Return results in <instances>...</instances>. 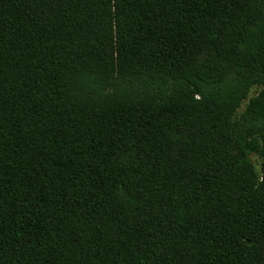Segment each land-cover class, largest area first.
I'll use <instances>...</instances> for the list:
<instances>
[{
	"label": "trees",
	"instance_id": "1",
	"mask_svg": "<svg viewBox=\"0 0 264 264\" xmlns=\"http://www.w3.org/2000/svg\"><path fill=\"white\" fill-rule=\"evenodd\" d=\"M0 264H264V0H0Z\"/></svg>",
	"mask_w": 264,
	"mask_h": 264
},
{
	"label": "rangeland",
	"instance_id": "2",
	"mask_svg": "<svg viewBox=\"0 0 264 264\" xmlns=\"http://www.w3.org/2000/svg\"><path fill=\"white\" fill-rule=\"evenodd\" d=\"M260 91H261L260 88H255L251 93V97L256 96ZM244 109H245V106L239 111V114L243 113ZM251 159L255 163L258 173L261 174L262 173V161L256 156H252Z\"/></svg>",
	"mask_w": 264,
	"mask_h": 264
}]
</instances>
